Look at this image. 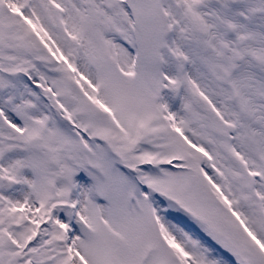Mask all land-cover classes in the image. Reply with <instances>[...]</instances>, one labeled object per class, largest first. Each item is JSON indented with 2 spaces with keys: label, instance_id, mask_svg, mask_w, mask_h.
Returning <instances> with one entry per match:
<instances>
[{
  "label": "snow or ice",
  "instance_id": "1",
  "mask_svg": "<svg viewBox=\"0 0 264 264\" xmlns=\"http://www.w3.org/2000/svg\"><path fill=\"white\" fill-rule=\"evenodd\" d=\"M0 264H264V0H0Z\"/></svg>",
  "mask_w": 264,
  "mask_h": 264
}]
</instances>
